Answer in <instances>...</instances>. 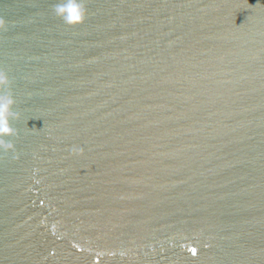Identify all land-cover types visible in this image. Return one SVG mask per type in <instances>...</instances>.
Here are the masks:
<instances>
[{"label": "water", "instance_id": "95a60500", "mask_svg": "<svg viewBox=\"0 0 264 264\" xmlns=\"http://www.w3.org/2000/svg\"><path fill=\"white\" fill-rule=\"evenodd\" d=\"M0 0V264H264V0Z\"/></svg>", "mask_w": 264, "mask_h": 264}, {"label": "clouds", "instance_id": "9594fccd", "mask_svg": "<svg viewBox=\"0 0 264 264\" xmlns=\"http://www.w3.org/2000/svg\"><path fill=\"white\" fill-rule=\"evenodd\" d=\"M54 11L69 25L82 23L86 14L82 0H58ZM8 83L7 73L0 70V85L6 86ZM13 103L14 100L10 95H0V147L4 148L12 147L10 142L3 141L2 138L13 134L8 122L9 117L13 115Z\"/></svg>", "mask_w": 264, "mask_h": 264}]
</instances>
